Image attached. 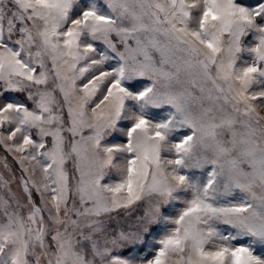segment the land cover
I'll use <instances>...</instances> for the list:
<instances>
[{
	"label": "snow or ice",
	"instance_id": "1",
	"mask_svg": "<svg viewBox=\"0 0 264 264\" xmlns=\"http://www.w3.org/2000/svg\"><path fill=\"white\" fill-rule=\"evenodd\" d=\"M261 108L264 0H0V264H264Z\"/></svg>",
	"mask_w": 264,
	"mask_h": 264
},
{
	"label": "rangeland",
	"instance_id": "2",
	"mask_svg": "<svg viewBox=\"0 0 264 264\" xmlns=\"http://www.w3.org/2000/svg\"><path fill=\"white\" fill-rule=\"evenodd\" d=\"M239 2L247 5V6H253L256 3V0H239ZM113 39L115 40V37H113ZM252 42V36L249 35L248 37L245 38V43H249ZM98 47L101 48V50H103V45H99ZM244 59H251V57L247 56L246 54L243 57ZM50 66V64H49ZM147 79L146 78H139L137 81H133L132 86L134 88H139L142 87L143 84L147 83ZM7 98H19V99H24V94H14V93H8L7 96L5 97V99ZM29 106L30 103H29ZM261 114L264 115V108L259 109ZM155 112L158 115H163V113H161L159 110H155ZM188 130L184 129L181 130V132L179 134H184L186 133ZM87 134V133H86ZM50 141V138H47ZM124 140V137H122L119 133H115L113 134L111 137H109V142H122ZM5 161L8 164V168L4 167ZM71 167V165L69 164V168ZM10 169V170H9ZM210 170V169H209ZM199 174V173H198ZM0 175H3L4 179L9 180L11 182V188L12 191L14 193H16L18 196L22 195L21 193V188H20V177L22 175L21 169L19 164L17 163V161L13 158V156L11 154H9L8 152L5 151V149L0 146ZM206 175V173H205ZM3 195L7 196V192H3ZM34 198L36 199V202L39 203V197L35 196L34 194ZM143 206H141V210H142ZM127 223L129 222H125L124 226H127ZM161 234L160 231H154L153 235L149 236L147 238L146 243H144L143 245H141L139 247V253L141 255L145 254L148 250H149V245L150 243H152L154 241L155 238H158L159 235ZM242 242H246V241H242ZM254 251L256 252L257 255H261L264 256V245H256L254 248ZM124 255H127L128 252L127 251H123Z\"/></svg>",
	"mask_w": 264,
	"mask_h": 264
}]
</instances>
